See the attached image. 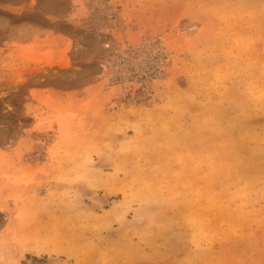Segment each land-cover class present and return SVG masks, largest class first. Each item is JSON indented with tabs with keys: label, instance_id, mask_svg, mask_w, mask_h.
Returning <instances> with one entry per match:
<instances>
[{
	"label": "rangeland",
	"instance_id": "rangeland-1",
	"mask_svg": "<svg viewBox=\"0 0 264 264\" xmlns=\"http://www.w3.org/2000/svg\"><path fill=\"white\" fill-rule=\"evenodd\" d=\"M0 264H264V0H0Z\"/></svg>",
	"mask_w": 264,
	"mask_h": 264
}]
</instances>
